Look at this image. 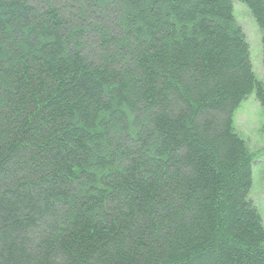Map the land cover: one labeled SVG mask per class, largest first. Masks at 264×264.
Returning a JSON list of instances; mask_svg holds the SVG:
<instances>
[{
  "label": "trees",
  "instance_id": "16d2710c",
  "mask_svg": "<svg viewBox=\"0 0 264 264\" xmlns=\"http://www.w3.org/2000/svg\"><path fill=\"white\" fill-rule=\"evenodd\" d=\"M250 95L232 0H0V264H264Z\"/></svg>",
  "mask_w": 264,
  "mask_h": 264
},
{
  "label": "rangeland",
  "instance_id": "374dc122",
  "mask_svg": "<svg viewBox=\"0 0 264 264\" xmlns=\"http://www.w3.org/2000/svg\"><path fill=\"white\" fill-rule=\"evenodd\" d=\"M234 17L243 30L249 46L250 59L256 78L263 82L262 46L258 28L244 5L232 0ZM237 133L245 141L253 157L250 200L254 204L264 229V114L254 95L248 96L234 115Z\"/></svg>",
  "mask_w": 264,
  "mask_h": 264
}]
</instances>
